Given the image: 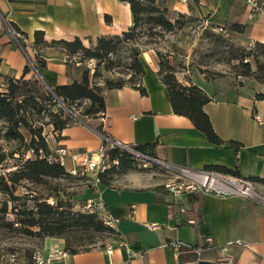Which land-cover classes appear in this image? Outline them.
I'll return each mask as SVG.
<instances>
[{
  "label": "crops",
  "instance_id": "obj_1",
  "mask_svg": "<svg viewBox=\"0 0 264 264\" xmlns=\"http://www.w3.org/2000/svg\"><path fill=\"white\" fill-rule=\"evenodd\" d=\"M155 2L166 9L172 21L179 15L198 16L215 28L237 22L245 26L244 31L230 32V35L239 44L264 43V9L252 11L243 0ZM9 22L24 33L27 41L24 47ZM131 24L129 4L122 0H0V89L5 88L7 77L22 76L28 59H34L30 45L36 30L42 31L48 42L78 37L84 46L90 47L99 36L120 34ZM40 52L45 64L35 67L33 72L45 85L52 88L79 78L80 62L68 66L62 48L47 46ZM141 60L145 68L141 79L145 93L129 84L106 90L104 115L66 126L57 140L49 132L51 147L63 145L70 153L95 154L101 139L94 123L100 121L102 130L116 141L129 147L152 144L155 158L168 164L194 170L211 165L237 167L241 178L264 179V99L254 98L261 90L247 83L235 86L219 78L190 76L191 82L209 97L203 110L215 133L223 140L222 144H214L188 117L173 112L167 88L158 74L155 52L143 51ZM32 74L31 71L25 77ZM177 79L184 85L189 84L187 78L177 76ZM71 166L72 160L67 157L64 167L68 171ZM249 181L261 198L192 193L197 198L195 210L201 217L195 226L179 225V216L169 207L172 204L177 208L178 203H183L186 208L188 194L174 197L153 173L130 170L109 186L91 183V188L86 186L85 199L101 197L107 213L117 220L113 227L117 237L104 246L70 254L66 262L190 264L222 260L226 264H264V183ZM149 223H156L160 228L150 230ZM207 236L212 238L209 245L204 243ZM236 239L245 241L248 246L229 244ZM173 241L198 244L201 248L196 252V259L190 258L191 253L168 244ZM108 245L112 246L111 254L106 250ZM63 246V238L49 236L39 240L36 251L44 254L51 248ZM14 264L34 263L33 259L24 258Z\"/></svg>",
  "mask_w": 264,
  "mask_h": 264
},
{
  "label": "trees",
  "instance_id": "obj_2",
  "mask_svg": "<svg viewBox=\"0 0 264 264\" xmlns=\"http://www.w3.org/2000/svg\"><path fill=\"white\" fill-rule=\"evenodd\" d=\"M12 1V0H8ZM129 4L132 24L120 34L102 35L96 40L94 46L86 47L78 37L73 40H51L48 42L40 30L33 33L31 47L35 49L33 66H43L45 61L40 50L47 46H58L66 54V64L70 66L76 61L70 58L78 56L81 61L95 60V66L91 71L88 67H79L80 76L67 84H60L50 90L33 72V68L26 64L23 75L19 78L7 77L5 88L0 89V166L5 172L0 174V193L7 196L0 203V227L19 230L41 239L44 237H61L64 240L63 248L70 254L87 251L92 248L98 237H117L115 229L106 225L102 219L90 211H82L72 202L60 197L62 188L58 180L66 177L82 178L87 176H73L57 160L56 147H51L49 132H52L55 140L59 138L60 131L66 126L77 121H85L87 118L98 119L104 115V92L109 89L119 88L129 84L145 93L141 84L145 72L141 60V52L135 46L129 47L128 62L125 63L129 76L125 80L105 78L102 83L96 78L102 76V71H109L116 66L112 55L125 41H134L141 35L140 28H160L172 31L179 25V20H170L166 15V9L156 4L155 0H122ZM9 26L15 33L20 45L24 47L22 37L24 33L19 31L16 25L9 22ZM213 27V26H212ZM244 25L237 22L228 23L218 27L221 34L224 32L244 31ZM232 48L228 60H237L240 67L239 75L252 76L256 70L264 71V43L254 42L250 48ZM158 56V74L165 84L168 92L171 108L174 113L188 117L193 125L205 133L208 140L214 144H222L223 140L215 133L208 115L203 110V105L209 101L207 94L196 84L184 85L179 82L173 71L165 63L160 53ZM254 66V67H253ZM32 71L31 77H25ZM255 99H264V91L254 94ZM50 128V129H49ZM94 128L100 133L102 130L100 121L94 123ZM231 144L238 145L231 141ZM133 149L143 155L155 157L152 144H138ZM110 166L97 173L99 182L105 186L111 185L115 176L137 168V158L130 152L113 147L106 151ZM116 160L117 163L112 161ZM205 169L214 170L222 174L239 176L237 167L229 169L220 165H211ZM88 180L90 178L88 177ZM264 183V179L255 177ZM22 183L29 184L23 189V193L15 194L17 186ZM41 187L40 191L36 188ZM186 208L183 212L179 207L172 206V212L179 216V225H197L200 222V214L195 210L197 198L188 194L185 198ZM12 202L10 211L14 213L13 220H6L8 202ZM30 201L31 204L26 203ZM186 215L187 218H183ZM192 219L193 222H188ZM34 228V229H33ZM206 246V245H205ZM199 245L181 246L179 251L191 253L192 260L196 259ZM204 248V246L202 247ZM32 255L28 259L32 260ZM1 262V261H0ZM190 264H226L222 260L192 261Z\"/></svg>",
  "mask_w": 264,
  "mask_h": 264
},
{
  "label": "rangeland",
  "instance_id": "obj_3",
  "mask_svg": "<svg viewBox=\"0 0 264 264\" xmlns=\"http://www.w3.org/2000/svg\"><path fill=\"white\" fill-rule=\"evenodd\" d=\"M179 25L172 31H165L158 27L146 29V26L140 28L141 35L134 41H125L120 46L117 52L112 55L116 66L109 71H102V76L96 78V81L102 83L105 78L117 79L119 77L127 79L129 71L125 67V63L129 58V47L135 46L142 53L149 49L155 54L160 53L162 60L167 63L164 69L168 67L173 71L176 79L177 76L187 78L191 84L190 76L201 74L204 78H219L230 85L239 86L247 83L264 91V71L256 70L255 74L249 77L239 75L240 67L237 60H228L230 46L238 48L253 47L250 45H241L238 40L221 30L204 23L198 16H179ZM158 58V56H157ZM71 61H79L78 56L70 58ZM89 59L81 61L80 67L95 66ZM254 67V66H253ZM178 80V79H177ZM137 168L135 170L142 172H150L154 174L160 182L166 181L167 175L165 170L156 162L148 161L141 156H136ZM145 164V165H144ZM5 172V168L0 166V174ZM121 174L115 176L119 177ZM115 180V179H114ZM63 189L60 197L64 200L72 202L74 205H80L85 197H87V187L91 188L88 177L75 178L66 177L57 181ZM29 185L22 183L17 186L15 194L23 193V189ZM87 186V187H86ZM256 189V187L254 186ZM37 191L41 187L36 188ZM7 199V196L0 193V203ZM30 205L31 202L26 203ZM12 202H8V213L5 216L6 220H13L15 215L10 211ZM14 229L0 227V261L8 262L10 253L16 254V262L21 259L28 258L33 254L38 247L39 238L34 235H29L19 230V226H13ZM34 229V228H33ZM112 237H96L94 243L90 246H104L110 243Z\"/></svg>",
  "mask_w": 264,
  "mask_h": 264
},
{
  "label": "built area",
  "instance_id": "obj_4",
  "mask_svg": "<svg viewBox=\"0 0 264 264\" xmlns=\"http://www.w3.org/2000/svg\"><path fill=\"white\" fill-rule=\"evenodd\" d=\"M243 1L251 8L252 11L264 9V0ZM218 29L220 30V28ZM15 35L17 37L20 36L18 33H15ZM22 40L24 43H27L24 37H22ZM31 50L32 53L35 54V49L31 47ZM90 62L93 63V60L90 59ZM28 64L34 69L31 59H28ZM90 70H93V66H91ZM99 136L101 139V144L95 154L70 153L65 146L59 145L55 149L57 160L61 165L64 166L66 158L70 157L72 160V166L68 169V172L73 176L88 177L89 174H94V176L90 178V182L96 184L99 183L97 173L108 168L111 164V162L108 161L106 151L109 148L118 147L130 152L134 156L136 155L143 157L147 160L146 162L153 161L158 163L165 170L167 175V179L164 181L163 186L174 197H179L181 195L190 193H199L214 194L217 196L238 195L251 199L261 198L260 195H258V193L253 189L251 182L247 179L234 175L222 174L220 172L205 168L194 170L186 166L171 165L155 157L143 155L132 147L123 145L116 141L107 133H99ZM112 162L117 163L116 160H113ZM172 206V204H169L171 210ZM78 208L82 211L95 212L106 225L111 227L115 226L117 220L107 213L106 206L99 196L84 199ZM184 209L185 207L183 206L179 207L180 212H183ZM188 222H193V220L189 219ZM147 228L150 230H156L160 228V226L156 223H149L147 224ZM211 242V237H205L204 243L206 245L211 244ZM121 244L123 243L121 242ZM168 244L176 250H178L181 246H190L180 241H173ZM229 244H238L243 247L248 246V243L239 239L230 241ZM106 250L109 254H111L112 246L108 245ZM69 255L70 253L64 248H51L44 254L35 251L32 255V259L34 264H67L66 261ZM16 261V254L10 253L8 255V262L10 264H14ZM108 264H112V262Z\"/></svg>",
  "mask_w": 264,
  "mask_h": 264
},
{
  "label": "water",
  "instance_id": "obj_5",
  "mask_svg": "<svg viewBox=\"0 0 264 264\" xmlns=\"http://www.w3.org/2000/svg\"><path fill=\"white\" fill-rule=\"evenodd\" d=\"M13 32V31H12ZM47 86V85H46ZM50 90H52V88L51 87H49V86H47Z\"/></svg>",
  "mask_w": 264,
  "mask_h": 264
}]
</instances>
